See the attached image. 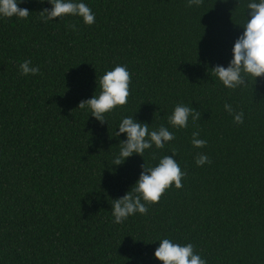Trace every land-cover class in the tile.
Listing matches in <instances>:
<instances>
[{
    "label": "trees",
    "instance_id": "trees-1",
    "mask_svg": "<svg viewBox=\"0 0 264 264\" xmlns=\"http://www.w3.org/2000/svg\"><path fill=\"white\" fill-rule=\"evenodd\" d=\"M83 2L92 25L70 16L44 22L47 0H22L27 18L0 19V264H160V237L192 243L206 264H264V77L227 89L210 70L231 59L247 0ZM25 59L37 74H19ZM116 64L130 73L129 96L101 123L78 104ZM225 103L243 112L242 124ZM176 104L200 118L169 128L165 148L111 165L122 117L167 127ZM194 131L205 147L191 146ZM173 150L182 187L113 223L112 200L143 162ZM197 152L211 164L197 167Z\"/></svg>",
    "mask_w": 264,
    "mask_h": 264
},
{
    "label": "clouds",
    "instance_id": "clouds-1",
    "mask_svg": "<svg viewBox=\"0 0 264 264\" xmlns=\"http://www.w3.org/2000/svg\"><path fill=\"white\" fill-rule=\"evenodd\" d=\"M21 2L22 0H0V19L13 16L19 19L27 18L29 11L18 7ZM47 3L51 7L42 11L44 22L65 16L78 17L84 25H92L95 22V14L83 0H47ZM200 3L201 0H187L189 7L199 6ZM238 25L243 31L233 43L231 59L226 66L215 65L210 68L211 75L227 89L245 88L249 82L254 84L256 78L264 77V0H247L245 20ZM68 27L76 30L75 24ZM18 71L21 76L35 75L39 72V67L34 66L30 59H25L19 63ZM129 82L130 73L127 66L114 65L99 77V92L81 101L78 108L88 111L89 116L96 121L105 123L106 113L127 103ZM95 83L97 87V81ZM223 107L232 116L235 124L243 123V112L235 111L228 103ZM189 118L196 121L200 118V113L185 104H176L173 107L167 116V127L160 125L150 130L148 123L140 122L134 115L122 117L114 135L120 137L123 134L124 139L119 141V151L113 156L111 165L119 167L134 154L143 157L145 151L153 146L156 149L165 148L169 141L174 140L169 128H186ZM199 135L198 131L191 134L190 144L194 149H201L207 144ZM176 155L173 150L171 155L160 156L155 165L145 166L143 162L135 183L122 197L112 200L113 223L120 224L133 215L146 214L147 206L157 203L165 190L170 187H182L185 172L181 170ZM194 163L201 167L211 164V160L207 155L197 152ZM155 241L159 243L153 256L160 264H206L205 259L194 250L190 242L181 244L168 237H160Z\"/></svg>",
    "mask_w": 264,
    "mask_h": 264
}]
</instances>
